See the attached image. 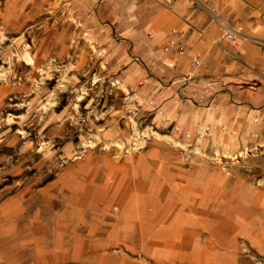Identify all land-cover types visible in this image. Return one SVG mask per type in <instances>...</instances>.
Masks as SVG:
<instances>
[{"label": "rangeland", "instance_id": "374dc122", "mask_svg": "<svg viewBox=\"0 0 264 264\" xmlns=\"http://www.w3.org/2000/svg\"><path fill=\"white\" fill-rule=\"evenodd\" d=\"M177 1L209 15L219 43L209 66L257 88L264 0ZM220 20L233 39L221 37ZM112 49L68 0H0V264H264V116L248 108L230 125L180 126ZM136 131L148 133L139 144ZM122 177L140 199L118 207L106 192ZM174 179L183 185L171 217L155 222Z\"/></svg>", "mask_w": 264, "mask_h": 264}, {"label": "crops", "instance_id": "0c3cea01", "mask_svg": "<svg viewBox=\"0 0 264 264\" xmlns=\"http://www.w3.org/2000/svg\"><path fill=\"white\" fill-rule=\"evenodd\" d=\"M68 4L97 43L104 49L113 48L109 56L117 58L128 78L144 79L143 92L178 125L218 118L230 125L232 112L239 114L248 108L264 116V79L255 89L240 88L223 67L209 66L217 57L219 43L209 37L214 29L204 12H195L177 0H68ZM170 30L184 49L181 54L174 46L164 49ZM245 47L250 63L254 49ZM192 56L199 57V66L193 67ZM188 70L193 77L183 81ZM198 99L208 106L196 109Z\"/></svg>", "mask_w": 264, "mask_h": 264}, {"label": "bare ground", "instance_id": "6f19581e", "mask_svg": "<svg viewBox=\"0 0 264 264\" xmlns=\"http://www.w3.org/2000/svg\"><path fill=\"white\" fill-rule=\"evenodd\" d=\"M220 23H222L226 28H228V29H231L230 27H227L226 26V24L224 23V22H220ZM219 23V24H220ZM235 33V32H234ZM235 36H236V33H235ZM97 52V51H96ZM24 53H26V52H24ZM27 54V53H26ZM26 54L24 55V58L26 59V60H29L30 61V58L28 57V56H26ZM2 75V73H0V76ZM4 75V74H3ZM115 83H119V81H116ZM123 86V85H122ZM203 126H198V129H197V132H203ZM147 132L146 131H144V132H142V133H139V132H137L136 131V134H135V138H134V140H135V144H139L140 143V141H139V139H142L143 137H145V136H147ZM198 136L200 137V135L198 134ZM169 138V137H168ZM167 139V138H166ZM143 141H144V139H142ZM168 141V140H167ZM95 142V141H94ZM94 142L93 141H90V142H88V145H85V146H89V147H92L93 145H94ZM118 146H122L121 145V143L120 144H118ZM197 150V149H196ZM195 150V151H196ZM225 153H227V152H225ZM217 159V158H216ZM109 170V169H108ZM112 171V170H111ZM110 176L111 175H107L106 176V178H105V180L102 182V184L103 185H106V186H108V184H109V180H110ZM93 180H94V178H93ZM186 180V179H185ZM98 181V180H97ZM93 184H94V182H93ZM134 184V183H133ZM128 185H130V188H128ZM180 185H183V183H182V180L181 179H174V181H173V183H172V186L170 187V188H168V191H167V193H168V195H167V197H166V200H165V203H164V205L162 206V209H160V210H158L157 212H156V214H155V218H154V221L155 222H159V219H162V217H164L163 216V214H166V216H167V218L166 219H168L169 217H171V215H170V211L172 210V208H173V203H174V200L175 199H173V195H175L176 193H178V192H180L181 190H180V188H181V186ZM132 186V184L131 183H129V182H127V180H126V178H124V177H122V178H120L119 180H118V182H117V184H116V186L115 187H110V188H108V190H107V192H106V194H107V197H106V200L108 201V202H110L111 203V200H114V201H112L114 204L116 203L117 205H119L118 207H120V206H122L123 207V204H127L128 205V203L132 200V198L133 197H135L137 200H139L140 199V197L138 196L137 197V187H136V189H135V186L133 185V187H131ZM189 187V186H188ZM94 188H95V190L97 191V190H99L100 188H99V186H97V185H94ZM105 188V187H104ZM131 188H133V189H131ZM194 188V187H193ZM99 192V191H98ZM189 193V192H188ZM182 195H184L183 193H182ZM181 195V196H182ZM98 196V195H97ZM96 196V197H97ZM176 196V195H175ZM189 195H187V198H189L188 197ZM158 197H160V195H158ZM183 197V196H182ZM179 201H180V203H182L183 201H184V197L183 198H177ZM190 200H191V198H190ZM162 202V201H161ZM189 202V201H188ZM131 204V203H130ZM126 206V205H125ZM129 206V205H128ZM128 208V207H127ZM134 208V207H133ZM188 208V207H187ZM194 209V208H193ZM125 211H127V210H125L124 208H121V211H120V214H121V216H123V217H126L125 215H127V214H125L126 212ZM199 211V210H198ZM125 212V213H124ZM163 212V213H162ZM155 213V212H154ZM167 213L169 214V215H167ZM199 215V214H198ZM134 216V215H133ZM133 218V217H132ZM151 220V219H150ZM186 219H185V216L184 217H179V218H177V222H180V223H182V222H184ZM195 220V219H194ZM186 221H188V220H186ZM166 227V226H165ZM131 230V229H130ZM164 230H166V229H164ZM169 231H171V229H169ZM184 231V230H183Z\"/></svg>", "mask_w": 264, "mask_h": 264}, {"label": "built area", "instance_id": "2783aa9c", "mask_svg": "<svg viewBox=\"0 0 264 264\" xmlns=\"http://www.w3.org/2000/svg\"><path fill=\"white\" fill-rule=\"evenodd\" d=\"M218 29L220 31V35L222 38L230 40L233 39L235 37V33H237V31L233 28L228 29L226 28L222 23L219 24ZM235 32V33H234ZM149 35H151V33H148ZM166 46L164 47L165 50H167L169 47L174 46L175 50L177 51V53L181 54L183 52V48L182 46L177 44V41L175 40V38L173 36H170L167 41H166ZM191 63L193 65V67H196L199 65V60L197 59L196 56H192L191 57ZM193 77V73L192 70H188L186 71V73L182 76V80L183 81H187L188 79ZM200 126L197 125L196 128ZM204 128V127H203ZM205 128L203 129V132H198V134L200 135V137H202V134L204 133ZM197 134V135H198Z\"/></svg>", "mask_w": 264, "mask_h": 264}]
</instances>
